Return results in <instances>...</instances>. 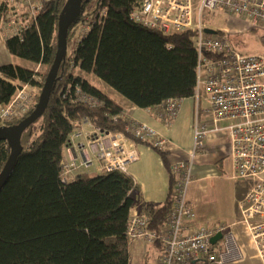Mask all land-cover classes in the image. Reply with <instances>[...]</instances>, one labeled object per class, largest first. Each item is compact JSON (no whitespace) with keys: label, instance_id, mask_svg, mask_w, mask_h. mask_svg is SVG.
<instances>
[{"label":"trees","instance_id":"1","mask_svg":"<svg viewBox=\"0 0 264 264\" xmlns=\"http://www.w3.org/2000/svg\"><path fill=\"white\" fill-rule=\"evenodd\" d=\"M65 1H44L20 34L5 38L11 55L44 65L45 70L0 64V105L14 95V82L41 89L56 52L57 20ZM7 2H0V30L7 20ZM137 2L82 0L81 12L66 36V44L76 36L69 53L73 64L141 108H153L170 97L191 96L197 62L191 31L163 33L134 21L130 13ZM82 23L89 27L77 37ZM58 76L45 111L24 130L23 149L0 190V264H129L126 229L136 188L132 177L110 171L79 172L66 182L60 179L62 153L74 123L87 119L103 129L125 131V121L112 118L122 108L87 78L74 74L67 62L60 66ZM76 85L100 98L103 105L74 100ZM37 99L25 115L6 125L27 116ZM126 134L132 142L148 144ZM167 147H154L170 171L166 200L142 204L149 228L156 232L172 207L177 179L167 161ZM8 155L9 146L1 140L0 170Z\"/></svg>","mask_w":264,"mask_h":264},{"label":"built area","instance_id":"2","mask_svg":"<svg viewBox=\"0 0 264 264\" xmlns=\"http://www.w3.org/2000/svg\"><path fill=\"white\" fill-rule=\"evenodd\" d=\"M46 0H8L5 38L17 35L42 9ZM205 11L238 17L250 27L264 28V0H138L130 17L154 30L169 33L191 31V41L197 53L196 80L192 93L198 103L205 96L207 108L204 121L194 123V139L190 156L172 163L177 179L173 187V204L160 230L149 228V218L143 213H130L126 229L130 240L159 242L161 253L154 264H223L234 249L227 226L219 224L209 229L201 224L191 225L195 211L186 198V188L192 179L193 158L206 147L208 133L225 130L231 144L232 177L246 183L247 190L239 200L240 221L248 228L264 264V54L238 51L227 31H205L202 21ZM77 37L89 26L82 23ZM66 49L64 62L76 69ZM37 69V68H36ZM16 90L10 101L0 105V126L25 115L37 85L14 82ZM74 100L90 106L103 101L79 86L74 88ZM183 98L170 97L155 106L157 116L170 122L177 114ZM125 121V131L107 130L91 124L87 119L76 121L61 158L60 179L73 178L74 171L95 167L99 172H127L128 164L138 159V153L128 138H138L151 146L164 148L166 139L145 123L129 117L123 110L112 115ZM221 122H225L221 125ZM88 123L89 128L81 124ZM66 150L72 152L68 158ZM221 232L225 251L213 248L210 238ZM218 242V240L216 241ZM215 242V243H216Z\"/></svg>","mask_w":264,"mask_h":264},{"label":"crops","instance_id":"3","mask_svg":"<svg viewBox=\"0 0 264 264\" xmlns=\"http://www.w3.org/2000/svg\"><path fill=\"white\" fill-rule=\"evenodd\" d=\"M238 20L243 22L244 26L238 27L237 32L249 27L243 20L239 18ZM4 41L5 36L1 29L0 64L14 63ZM88 74L91 73L79 72V75L85 78ZM107 87L102 91L111 99L112 96H116L118 99L113 100L129 117L147 124L166 139L167 161L170 164L190 156L194 123L196 120L204 121L207 118L205 114L207 102L203 94L198 103L192 96L183 98L176 116L170 122H166L157 116L155 107L148 109L135 106L126 98L118 96L120 94L113 88L108 85ZM85 124L88 123L81 124V127L87 128ZM224 124L225 122H221V125ZM132 146L138 153V159L128 164L126 172L136 183L131 213H142L143 203L160 204L166 200L170 187V171L160 152L154 147L143 142H133ZM72 152L66 150L68 158L74 155ZM91 168L93 173L97 172L95 167L89 169ZM89 169L74 171L72 176L79 172H89ZM233 170L228 134L225 130L209 132L205 150L193 158L192 179L186 188V198L195 211V219L191 225L196 227L204 224L209 229L219 224L227 226L226 232L232 236L234 249L223 264H263L248 228L240 221L238 202L244 196L248 185L235 180L232 177ZM213 248L220 252L226 250L223 241L219 239L213 244ZM161 250L162 246L157 243L130 240L129 264H154Z\"/></svg>","mask_w":264,"mask_h":264},{"label":"water","instance_id":"4","mask_svg":"<svg viewBox=\"0 0 264 264\" xmlns=\"http://www.w3.org/2000/svg\"><path fill=\"white\" fill-rule=\"evenodd\" d=\"M81 4L82 0H66L59 12L56 32V52L33 110L18 123L0 126V141L5 140L9 146V155L0 170V190L4 186L9 173L14 167L16 160L23 149L20 140L24 130L43 114L51 88L55 81L60 78V76H58V71L60 66L64 63L67 48V32L70 25L76 20L81 12ZM205 31L208 33H216V29L208 27L205 28ZM221 236V232L214 234L210 238L211 243H215L221 238Z\"/></svg>","mask_w":264,"mask_h":264},{"label":"rangeland","instance_id":"5","mask_svg":"<svg viewBox=\"0 0 264 264\" xmlns=\"http://www.w3.org/2000/svg\"><path fill=\"white\" fill-rule=\"evenodd\" d=\"M93 3L89 4L88 9L92 8ZM202 21L207 28L213 29H225L229 38L233 41L235 48L242 52V53H262L264 54V28L263 27H249L245 28L244 30L237 32L238 27L244 26L243 22L238 20V17H227L225 14L221 13L220 11L217 12H209L205 11L203 13ZM228 29H232V31H228ZM76 42V36L72 37L70 41L66 44V49L69 52ZM12 61L24 67H33V63L29 60L16 57L10 55ZM34 68H37L39 72H43L45 70L44 65L37 66L35 65ZM74 74H79V69H74ZM92 84L96 85L102 90L107 89V84H105L101 79H99L94 74H88L86 77ZM36 91L40 92L39 86H37ZM119 94V93H118ZM38 95H34V100ZM123 97L121 95H118ZM113 99H118L116 96H112ZM87 128H89L88 124H85ZM89 169V168H88ZM87 170V169H85ZM99 172V171H97ZM89 174L93 173V168L89 169Z\"/></svg>","mask_w":264,"mask_h":264}]
</instances>
